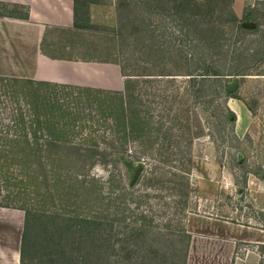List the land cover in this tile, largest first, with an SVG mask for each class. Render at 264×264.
<instances>
[{"label":"rangeland","instance_id":"rangeland-1","mask_svg":"<svg viewBox=\"0 0 264 264\" xmlns=\"http://www.w3.org/2000/svg\"><path fill=\"white\" fill-rule=\"evenodd\" d=\"M97 1L100 8L92 10L91 18L96 28L74 31V38L67 30H52L57 40L75 41L76 56L90 61L117 63L121 72L123 68V74L181 73L187 69L185 52H190L188 42L182 32L177 31L172 8L167 10L168 13L142 14V10L128 0ZM1 9L21 12L15 6ZM233 9L239 24L254 21L258 23L257 30L239 31L233 24L226 23L228 17L221 12L214 19L225 25L224 32L220 30V48L216 55L203 47H194L193 50L199 59L198 66H211L214 60L223 73L243 67L251 75L243 78L224 75L203 86L190 85L185 78L145 76L138 86L141 116L148 119L146 124L152 122V132L147 135L145 131L141 137L133 134L125 140L127 148L139 149L141 153V179L133 182L136 173L127 171L124 167L126 161L118 159L116 163L104 166L105 171L101 174L104 195L98 202L74 207L64 197L62 205L65 209L62 212L107 218L109 223L105 227L112 238L109 242L117 248L122 246V252L112 251L108 261L103 262L97 259L95 251H90L86 260L77 262L68 256H49L40 240H34L26 245L22 264H140L137 260L140 257L162 259L160 252L155 253L154 248L142 246V241L154 239L150 235L152 231H172L176 236L167 239H179L176 243L183 248L187 240L183 227L185 230V218L189 212L211 214L243 226L264 229V196H261L264 194V178L260 177H264V0H234ZM143 15L151 20L147 31L139 23V17ZM253 15L258 18L254 20ZM83 18V22L88 24V17ZM117 32L122 36H117ZM245 55L248 60H244ZM127 81L122 79L120 89ZM232 84L235 87L228 92L227 87ZM5 90L0 88V111L4 112L11 106L3 95ZM198 95L216 100L220 98V107L228 106L234 112L233 131L232 126L221 118L220 127L214 126L218 122L215 101L204 108L200 101L194 99ZM170 107L173 109L169 110ZM175 113L178 114L177 119L174 118ZM159 126H163L160 131L157 130ZM145 127L148 128L147 125ZM171 128L176 135L188 132L182 142L186 151L184 158L178 156L175 147L170 157L169 152L161 153L164 147L161 132ZM160 145L162 149H159ZM161 168L171 172L166 173L164 181L157 178ZM180 169L186 172L185 176H181ZM258 181L262 184L261 189L256 183ZM107 191L109 194L105 196ZM258 198L263 201L260 206L255 202ZM46 207L52 208L44 205ZM23 219V211L0 207V264H19ZM137 225L144 226L142 231L132 229ZM106 238L108 240L109 237ZM134 240H139V247L129 245ZM68 247L79 253L83 249H91L89 242L68 244ZM247 247L240 244L238 254L241 255ZM132 248L135 254L130 251Z\"/></svg>","mask_w":264,"mask_h":264},{"label":"trees","instance_id":"trees-1","mask_svg":"<svg viewBox=\"0 0 264 264\" xmlns=\"http://www.w3.org/2000/svg\"><path fill=\"white\" fill-rule=\"evenodd\" d=\"M128 1L139 7L142 14L157 11L168 13L167 10L173 9L172 16L175 18L177 31L182 32L190 51L185 52L186 70L181 73L123 74L122 68V75L128 81L120 90L0 76V88L6 89L3 95L11 105L8 112L0 111V207L18 209L24 213L19 264L23 263L26 245L34 240H40L41 246L49 256H68V259L77 262L86 260L91 254L90 251H95L97 259L103 262L108 261V255L112 251L122 252V246L117 248L113 242H109L112 238L105 227L109 223L107 218L87 214L71 215L62 212L65 209L62 204L65 202L64 197H67L74 207L98 202L100 196L104 195V178L101 177L105 171L104 166L110 162L116 163L118 159L126 161L124 167L127 171L136 173L133 182L141 179V153L139 149L133 150L125 146L128 136L134 134L135 137H141L145 131L147 135L152 132V122L146 124L148 119L141 116V95L138 91L141 79L145 76L185 78L190 85L196 83L203 86L206 82L212 84V79H219L224 75H236L241 78L251 75L243 67L223 73L214 60L211 66H198L199 59L193 50L194 47H203L207 48L208 52L212 50L210 54L216 55V50L220 48V30L224 32L225 25H220L214 19L221 12L228 17L226 23L233 24L237 30H257L258 23L254 21L253 27H245L243 22L238 23L233 9L234 0ZM98 2L76 1L74 11L75 24L78 27L96 28L89 22L84 23L83 17L86 15L88 4ZM8 7L9 5L0 3V16L18 15L1 9ZM252 17L254 20L258 18L257 15ZM150 21L144 15L139 17L143 30L149 29ZM120 34L116 33L117 36ZM241 57L242 55L238 58ZM246 59L248 60L247 55L244 57V60ZM227 91L231 92L228 87ZM179 93L182 94L181 91ZM194 99L200 101L204 108H208V105L215 101L218 122L216 121L214 126L220 127L221 118L227 125L232 126L233 131L235 114L228 106L220 107V98H217V101L214 97L198 95L194 96ZM170 108L169 110L173 109ZM177 116L175 113L174 118L177 119ZM161 128L163 126H159L157 130L160 131ZM187 135L188 132L185 131L176 135L172 128L161 132L164 145H160L159 149L163 147L161 153L169 152L170 157L172 148L175 147L178 156L184 158L186 151L182 148V142ZM126 157L132 160H127ZM63 164L66 167H59ZM97 165L100 168H97ZM167 172L171 173L170 170L161 168L160 177L157 178L164 181L163 177ZM179 173L181 176L186 174L182 169ZM152 177L156 178L153 175ZM108 194L107 191L105 196ZM44 205L52 208H44ZM143 228V225H137L132 229L142 231ZM183 233L187 240L182 248L176 243L179 239H167L176 236L172 231H152L150 235L154 239L150 242L142 241V246L154 248L153 251L160 252L162 259L151 256L137 260L140 264H185L190 235L184 227ZM106 237H109L108 240ZM86 242H89L91 249H83L81 253L68 247V244L81 245ZM129 245L139 247L140 242L134 240ZM134 248L130 251L135 254ZM148 251L149 249L146 250Z\"/></svg>","mask_w":264,"mask_h":264},{"label":"crops","instance_id":"crops-1","mask_svg":"<svg viewBox=\"0 0 264 264\" xmlns=\"http://www.w3.org/2000/svg\"><path fill=\"white\" fill-rule=\"evenodd\" d=\"M76 1L0 0L21 9L18 15L0 16V76L119 90L124 76L117 63L81 59L75 55L74 40L62 42L52 33L64 29L73 37L90 30L75 24ZM98 4L89 3L85 10L90 24ZM255 202L263 204L259 198ZM185 230L190 235L185 264H264V229L189 212ZM240 244L248 246L241 255Z\"/></svg>","mask_w":264,"mask_h":264},{"label":"water","instance_id":"water-1","mask_svg":"<svg viewBox=\"0 0 264 264\" xmlns=\"http://www.w3.org/2000/svg\"><path fill=\"white\" fill-rule=\"evenodd\" d=\"M242 25L245 26V27H253L254 26V22H243ZM234 87H235L234 84L229 85L228 86V90L232 91L234 89Z\"/></svg>","mask_w":264,"mask_h":264}]
</instances>
